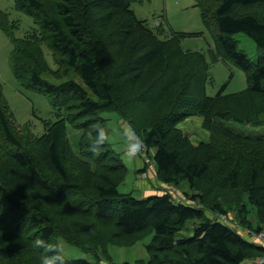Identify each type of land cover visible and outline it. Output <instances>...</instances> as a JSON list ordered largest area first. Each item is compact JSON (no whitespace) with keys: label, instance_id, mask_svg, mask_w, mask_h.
<instances>
[{"label":"trees","instance_id":"obj_1","mask_svg":"<svg viewBox=\"0 0 264 264\" xmlns=\"http://www.w3.org/2000/svg\"><path fill=\"white\" fill-rule=\"evenodd\" d=\"M13 1L36 25L23 38L9 37L13 74L47 96L57 118L34 137L26 125L14 124L0 91V264H40L41 257L60 254L59 230L47 220V210L61 200L75 201L81 216L102 229L116 227L122 237L151 229L145 264H253L263 256L264 247L216 218L227 214L233 223L264 228V136L221 123L264 126V0H194L203 22L215 28L211 62L231 63L247 78L245 90L224 95L222 89L214 96L206 94V56L181 50L180 39L189 34L161 38L159 25L139 20L131 4L143 0ZM13 28L0 12V30ZM238 33L254 42L260 53L255 61L238 48ZM61 68L79 81L46 77H57ZM103 112H115L138 130L130 148L137 141L143 145L161 185L183 181L200 190L184 193L200 208L168 193H119L128 170L107 142ZM147 115L151 120L142 121ZM190 117L201 118L208 141L195 145L178 128ZM69 127L80 133L78 152ZM98 133L103 142L94 144ZM229 192L236 201L222 205L218 194ZM188 222L193 234L179 237ZM84 250L92 260L64 257L65 264L100 263L93 250Z\"/></svg>","mask_w":264,"mask_h":264},{"label":"rangeland","instance_id":"obj_2","mask_svg":"<svg viewBox=\"0 0 264 264\" xmlns=\"http://www.w3.org/2000/svg\"><path fill=\"white\" fill-rule=\"evenodd\" d=\"M131 8L139 20L146 21L154 27L156 23L159 24L158 28L163 31L161 38L172 36L173 33L189 34L180 39L179 46L184 52H198L206 56V62L209 64V81L206 84L208 96H214L222 89L224 95H229L247 88L246 74L242 70L228 62L213 64L209 59L208 51L215 47L213 40L215 28L203 22L200 8L196 6L194 0H143L133 2ZM0 12L5 14L14 26L13 29H7L5 32L0 30V91L13 115L14 124L17 127L26 125L32 136L39 137L43 133L44 123L56 121L57 111L53 109L47 96L18 82L13 74L9 56L12 51L9 37L23 38L30 28H36V25L31 17L16 10L13 0H0ZM233 38L237 41L238 48L252 61L260 55L254 42L246 35L238 33L233 35ZM42 48L48 66L56 71L58 66L53 63L51 52L44 46ZM57 75V77L52 75L46 77L51 78L54 83L69 80L71 77L79 81L71 71L69 75L64 68H61ZM100 116L106 120L107 142L128 170L124 181L119 184V193L131 194L135 198L168 193L175 201L185 204L189 201H186L184 193L189 195L201 193L200 190L191 189L183 181L177 187L161 185L153 175V162L147 157L143 145L137 141L136 145L130 148L133 145L132 140L135 141L136 138L133 131L138 130L130 127L115 112H103ZM151 118L152 115L151 117L147 115L142 121L147 122ZM221 123L244 134L264 136V126L254 127L228 121ZM178 128L195 145L209 140V133L202 128V120L199 117H190L180 122ZM79 134L78 131L68 128V138L75 152H78ZM145 167L147 168L145 173L138 172ZM215 193L212 192L210 195ZM218 197L222 205H230L232 201H236L234 193L230 192L218 194ZM75 206V201L61 200L47 210V220L59 230L56 246L63 257L92 260V256L84 250L89 249L93 250L94 256L99 257V264L146 263L149 259L148 248L153 237L151 229L136 235L137 237L126 235L122 237L116 227L102 229L97 220L92 217L85 218L75 211ZM253 219L252 213L250 220ZM193 229V222H188L179 237L191 236Z\"/></svg>","mask_w":264,"mask_h":264},{"label":"built area","instance_id":"obj_3","mask_svg":"<svg viewBox=\"0 0 264 264\" xmlns=\"http://www.w3.org/2000/svg\"><path fill=\"white\" fill-rule=\"evenodd\" d=\"M187 205H191L192 207L200 208L196 203L188 202ZM217 221L230 227L231 229L237 231L241 236L247 238L250 242H254L257 245L264 247V228L260 230H256L254 228H249L246 226H241L238 223L231 222L230 216L227 214H220L217 216ZM253 264H264V255L258 257L257 259L252 261Z\"/></svg>","mask_w":264,"mask_h":264},{"label":"clouds","instance_id":"obj_4","mask_svg":"<svg viewBox=\"0 0 264 264\" xmlns=\"http://www.w3.org/2000/svg\"><path fill=\"white\" fill-rule=\"evenodd\" d=\"M89 136H91V133L88 134ZM104 139V136L101 134H97L96 137L93 140L94 144H99L102 143ZM0 211H2V209H0ZM44 241L42 240H38L37 244H43ZM40 264H65V260L63 255L61 254H55L53 256H43L40 258Z\"/></svg>","mask_w":264,"mask_h":264},{"label":"crops","instance_id":"obj_5","mask_svg":"<svg viewBox=\"0 0 264 264\" xmlns=\"http://www.w3.org/2000/svg\"><path fill=\"white\" fill-rule=\"evenodd\" d=\"M140 170V169H139Z\"/></svg>","mask_w":264,"mask_h":264}]
</instances>
